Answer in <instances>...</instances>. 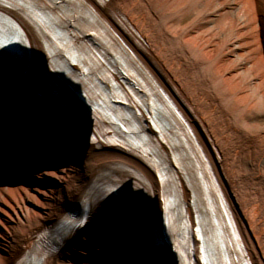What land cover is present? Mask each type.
Wrapping results in <instances>:
<instances>
[{"label":"bare ground","instance_id":"bare-ground-1","mask_svg":"<svg viewBox=\"0 0 264 264\" xmlns=\"http://www.w3.org/2000/svg\"><path fill=\"white\" fill-rule=\"evenodd\" d=\"M0 47V264H264V0H0Z\"/></svg>","mask_w":264,"mask_h":264},{"label":"rangeland","instance_id":"rangeland-1","mask_svg":"<svg viewBox=\"0 0 264 264\" xmlns=\"http://www.w3.org/2000/svg\"><path fill=\"white\" fill-rule=\"evenodd\" d=\"M189 21V19H187L186 20V22H188ZM63 111H68L67 109H65V108H63L62 109ZM70 113V112H69ZM48 154V156H43V157H41L40 159H38V166H40V163L41 164H43V163H45V162H54V159H56V163H57V161H59V157H58V155L56 154H50V153H47ZM49 156H51V157H49ZM59 166H61V165H59Z\"/></svg>","mask_w":264,"mask_h":264}]
</instances>
